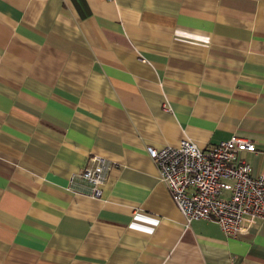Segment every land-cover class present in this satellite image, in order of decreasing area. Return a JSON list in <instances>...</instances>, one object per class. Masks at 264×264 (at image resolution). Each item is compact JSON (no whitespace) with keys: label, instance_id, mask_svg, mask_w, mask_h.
I'll return each instance as SVG.
<instances>
[{"label":"crops","instance_id":"1","mask_svg":"<svg viewBox=\"0 0 264 264\" xmlns=\"http://www.w3.org/2000/svg\"><path fill=\"white\" fill-rule=\"evenodd\" d=\"M234 135L264 176V0H0V264H264V221L186 225L147 152Z\"/></svg>","mask_w":264,"mask_h":264},{"label":"built area","instance_id":"2","mask_svg":"<svg viewBox=\"0 0 264 264\" xmlns=\"http://www.w3.org/2000/svg\"><path fill=\"white\" fill-rule=\"evenodd\" d=\"M147 152L186 225L215 220L226 236L236 237L264 221V176H253L250 164L239 156L255 152L249 140L234 135L202 149L184 139L177 147H148ZM90 160L80 176L98 198L112 166L99 156Z\"/></svg>","mask_w":264,"mask_h":264}]
</instances>
